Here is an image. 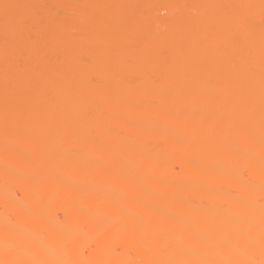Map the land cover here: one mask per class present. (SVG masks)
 Instances as JSON below:
<instances>
[{"label": "bare ground", "instance_id": "1", "mask_svg": "<svg viewBox=\"0 0 264 264\" xmlns=\"http://www.w3.org/2000/svg\"><path fill=\"white\" fill-rule=\"evenodd\" d=\"M0 264H264V0H0Z\"/></svg>", "mask_w": 264, "mask_h": 264}]
</instances>
